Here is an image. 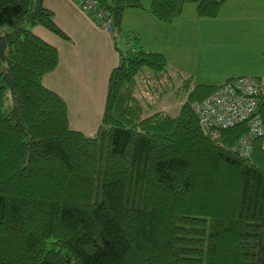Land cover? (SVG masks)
Segmentation results:
<instances>
[{"label":"trees","instance_id":"trees-1","mask_svg":"<svg viewBox=\"0 0 264 264\" xmlns=\"http://www.w3.org/2000/svg\"><path fill=\"white\" fill-rule=\"evenodd\" d=\"M97 1L115 42L130 47L117 46L89 135L70 126L66 101L43 82L58 50L34 28L67 38L53 12L43 0H0V264H264L261 139L240 156L245 122L214 136L194 111L231 77L193 85L183 77L171 83L184 97L177 114L156 110L146 91L158 89L144 83L170 80L169 63L121 26L124 9L144 7ZM225 1L151 0L145 9L169 23L185 3L215 17Z\"/></svg>","mask_w":264,"mask_h":264},{"label":"crops","instance_id":"crops-1","mask_svg":"<svg viewBox=\"0 0 264 264\" xmlns=\"http://www.w3.org/2000/svg\"><path fill=\"white\" fill-rule=\"evenodd\" d=\"M140 2L144 8L124 9L122 29L138 35L144 49L162 53L171 75L205 84L237 76L264 81V0H226L215 17H198L194 3L184 4L169 23L145 9L151 0ZM43 3L67 35L63 39L43 27L34 28L58 50V65L43 82L66 101L71 125L76 119L74 125L87 124L96 132L108 76L120 58L117 46L124 50L130 42L122 36L115 42L113 33L97 26L72 0ZM80 119H86L85 124Z\"/></svg>","mask_w":264,"mask_h":264},{"label":"built area","instance_id":"built-area-1","mask_svg":"<svg viewBox=\"0 0 264 264\" xmlns=\"http://www.w3.org/2000/svg\"><path fill=\"white\" fill-rule=\"evenodd\" d=\"M99 27L112 31V17L108 9L97 0H72ZM198 123L210 129L216 136L218 131L234 124L245 122L247 133L234 148L240 156H250L253 139L260 138L264 148V81L251 76H237L219 85L209 95L194 105Z\"/></svg>","mask_w":264,"mask_h":264},{"label":"rangeland","instance_id":"rangeland-1","mask_svg":"<svg viewBox=\"0 0 264 264\" xmlns=\"http://www.w3.org/2000/svg\"><path fill=\"white\" fill-rule=\"evenodd\" d=\"M189 4L191 5V3H185V7H187V5L189 6ZM97 26H99V25H97ZM100 28L103 29L102 27H100ZM107 32H109V31H107ZM110 33H113V29H112V31ZM4 68H5V62H4L3 59L0 58V72ZM169 76H170V80H167V78L166 79L162 78V81H160L161 85L157 84L156 82H152V81H147V83L145 82L144 84L145 85L151 84L150 85L151 87H156L158 89L155 92H154V90L152 92H149L148 90L146 91V93H147V96H146L147 101L152 104V107L155 108L156 110H163V111H165V112H167V113H169L171 115H174V114H177V112L179 110V105L183 101L184 97L183 96H179L175 92V90L173 89L174 87L172 86V84L174 86H177L180 83V80L183 79V77L176 76L174 74H172V75L169 74ZM195 83H197V82H194L193 79H191V84L193 85ZM141 89L144 91V87H142V84H141ZM80 120L82 121L83 124H85V120L86 119H80ZM75 122H76V119H72V125L69 122L70 126L76 127V128H80L78 130H80V131L82 130L83 132H85L86 134H89V135H95L96 134V132L92 131V129H88V127H90L89 125H87V124H85L83 126H81L79 124L78 125H74Z\"/></svg>","mask_w":264,"mask_h":264},{"label":"water","instance_id":"water-1","mask_svg":"<svg viewBox=\"0 0 264 264\" xmlns=\"http://www.w3.org/2000/svg\"><path fill=\"white\" fill-rule=\"evenodd\" d=\"M6 49V40L3 35H0V58L4 59V51Z\"/></svg>","mask_w":264,"mask_h":264}]
</instances>
